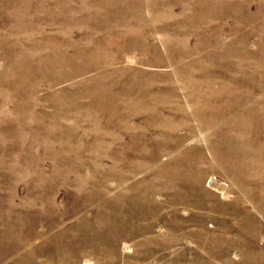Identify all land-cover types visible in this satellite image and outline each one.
Instances as JSON below:
<instances>
[{
  "label": "rangeland",
  "instance_id": "rangeland-1",
  "mask_svg": "<svg viewBox=\"0 0 264 264\" xmlns=\"http://www.w3.org/2000/svg\"><path fill=\"white\" fill-rule=\"evenodd\" d=\"M0 264H264V0H0Z\"/></svg>",
  "mask_w": 264,
  "mask_h": 264
}]
</instances>
